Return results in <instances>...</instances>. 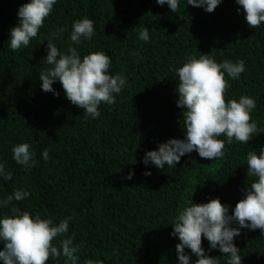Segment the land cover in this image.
I'll list each match as a JSON object with an SVG mask.
<instances>
[{"label":"trees","instance_id":"1","mask_svg":"<svg viewBox=\"0 0 264 264\" xmlns=\"http://www.w3.org/2000/svg\"><path fill=\"white\" fill-rule=\"evenodd\" d=\"M29 2L0 0V163L12 173L11 181L0 179V201L17 189L29 193L0 206V219L15 215L14 208L54 225L71 217L68 232L56 243L71 237L74 246L82 245L78 264H179L180 241L171 235L178 213L191 199L201 204L218 198L230 206L231 215L255 180L247 176V156L264 148V23L251 29L236 0H222L211 13L187 0H180L176 13L156 0H57L28 47L13 52L10 30L18 24L19 8ZM84 18L94 22V35L77 45L70 39L72 26ZM61 27L65 31L53 43L62 53L75 47L82 59L104 52L111 58L108 74L126 78L125 87L114 94L116 103H102L98 118L73 105L58 79L53 84L58 96L42 90L39 74L51 67L45 61L47 40ZM145 27L147 42L139 39ZM202 55L217 63L245 62L238 79L225 73V97L256 101L253 139L229 145L219 137L225 140L224 155L213 161L193 151L175 167L145 165L147 151L185 138L177 69ZM21 143L35 152L37 163L28 170L13 159L12 147ZM234 244L241 264H264L260 229L242 228ZM202 247L218 264H227L228 254L210 249L206 238ZM185 253L195 264L198 257L188 248ZM47 264L71 261L61 256Z\"/></svg>","mask_w":264,"mask_h":264},{"label":"clouds","instance_id":"2","mask_svg":"<svg viewBox=\"0 0 264 264\" xmlns=\"http://www.w3.org/2000/svg\"><path fill=\"white\" fill-rule=\"evenodd\" d=\"M163 6L167 4L173 13L179 9L180 0H156ZM222 0H187L193 7H203L206 12H213ZM57 0H30L18 10V24L10 30V48L13 52L26 48L30 41L38 35L49 17ZM246 14L247 25L251 29L264 23V0H236ZM239 11V9H238ZM65 29L59 28L52 32L47 40L48 53L45 58L51 66L39 74L44 92H53L58 79L67 99L76 107L83 109L86 116L98 118L99 106L116 103L114 94H118L126 85V78L121 75H109L110 56L104 52H93L82 59L75 47H69L67 54L62 53L53 40L59 39ZM94 35V22L84 18L75 21L70 39L79 45L82 38L91 40ZM141 41H149V29L139 31ZM245 71L243 60L237 63L224 61L217 63L209 55L199 59L190 57L177 69L179 99L177 107L185 109L182 113L186 135L184 139H170L161 143L158 150L147 151L143 157L145 165L151 162L159 169L175 167L181 157L193 151L204 159L213 161L223 157L225 136L227 144L233 140L248 144L257 131V125L252 120L251 112L256 108V101L249 96H241L239 100H228L225 93L229 88L225 73L232 79H238ZM13 159L25 170L34 167L37 161L31 145L21 143L12 147ZM43 159H49L48 150L42 153ZM135 163V160L133 161ZM247 176L255 177L247 184L245 196L229 214V207L212 199L207 203L191 204L181 210L173 225L171 235L178 236L180 243L176 245L179 264H190V256L185 248L191 250L198 259L195 264H218L217 257L206 255L202 247L203 239L209 242L210 249H219L228 254L227 264H241L240 250L234 244V238L241 235L242 228L260 229L264 232V148L259 155L255 152L247 156ZM145 175H151L146 172ZM133 173L126 177L131 179ZM0 179L12 180V173L0 163ZM29 196L27 191L15 190L6 199L0 201V206H7L15 201H22ZM15 215H5L0 219V260L3 264H47L50 258L63 256L78 264V253L82 245H73V238H57L68 232L71 217L54 225L51 219H42L39 215L33 218L28 212L20 213L14 208ZM237 226H233V225ZM87 264H93L88 261ZM100 264V262H97Z\"/></svg>","mask_w":264,"mask_h":264}]
</instances>
